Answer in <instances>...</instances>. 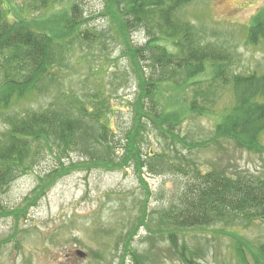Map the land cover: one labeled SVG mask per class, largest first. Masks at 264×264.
I'll list each match as a JSON object with an SVG mask.
<instances>
[{
	"label": "rangeland",
	"instance_id": "obj_1",
	"mask_svg": "<svg viewBox=\"0 0 264 264\" xmlns=\"http://www.w3.org/2000/svg\"><path fill=\"white\" fill-rule=\"evenodd\" d=\"M78 3L88 28L104 32L102 42L94 43L92 48L75 47L68 66L57 71L45 92H34L11 104V111L18 116L26 110L42 112L51 106L63 107L65 103L58 99L62 92L71 100H91L99 92L100 99L109 106L112 127L119 130V142L111 151L119 163L125 152L123 135L135 124L136 74L141 75L142 70H134L132 60L115 40L110 21L102 14L104 0ZM38 5L39 0H0L11 22H34L40 15ZM262 9L264 0H195L183 10V19L194 24L202 40L228 53L230 68L226 78L231 79L236 75L264 74V38L251 43L247 36L251 19ZM133 41L144 45L146 35L138 31ZM211 73L210 68L197 76L194 80L199 85L190 81L189 88L182 85L185 89L179 91L181 104L165 107L171 98L170 90L159 99L161 110L183 108L186 112L174 130L176 137L170 132L164 134L165 128L163 133L158 131L150 119L142 120L146 128L140 149L146 166L137 169L132 160L118 168L75 170L46 190L25 215L0 218V264H135L136 253L143 255L145 264H184L167 235L163 233L162 237L157 229L166 228L158 225L161 213L177 202L194 171L216 169L231 177L264 180V132L258 150L239 147L228 139L213 143L217 124L234 105V94L230 81L227 85H210ZM142 74L151 72L146 68ZM185 80V76L178 79L180 83ZM199 88L214 89L216 102L210 115L187 111L193 90ZM4 128L0 116V131ZM80 155L79 151L70 152L62 162H78ZM55 164V158L46 155L33 172L15 178L1 196L3 204L10 210L25 208V199L31 198L39 178ZM180 236V243L185 240L192 251H200L195 257L197 264H240L234 245L237 236L245 242L264 243V220L236 227L218 223Z\"/></svg>",
	"mask_w": 264,
	"mask_h": 264
},
{
	"label": "trees",
	"instance_id": "obj_2",
	"mask_svg": "<svg viewBox=\"0 0 264 264\" xmlns=\"http://www.w3.org/2000/svg\"><path fill=\"white\" fill-rule=\"evenodd\" d=\"M194 1L104 0L102 14L110 21L113 36L132 60L134 70L141 69L143 73L147 68L151 72L136 74L135 124L123 135L125 152L119 163L111 156L113 145L119 142V130L112 127L109 106L100 99L99 92L91 100H71L62 92L58 99L65 103L63 107L51 106L42 112L26 110L18 116L11 111V104L34 92H45L57 71L68 66L74 48H92L94 43L102 42L104 32L88 28L78 0H39L40 15L34 22H11L0 6V116L5 123L0 131V218L25 215L46 190L75 170L118 168L132 160L137 169L146 166L140 149L146 128L144 118L150 119L161 133L165 128L164 134L170 132L176 137L174 130L186 112L183 108L165 107L181 104L179 91L185 89L182 85L188 87L189 81L199 85L194 79L210 68V85H227L230 81L234 94V105L217 124L213 143L228 139L249 150L260 148L259 139L264 132V74L226 78L230 68L228 53L202 40L194 24L183 19V10ZM250 23L248 41L255 43L264 38V9ZM138 31L146 35L144 45L133 41V34ZM181 76L186 77L183 83L178 81ZM167 90L171 98L161 110L159 99ZM215 99L214 89L193 90L187 111L210 115ZM75 151L81 152L78 162H62L65 154ZM46 155L53 156L57 164L39 178L31 198L25 199V208L10 210L3 204V192L15 178L33 172ZM257 220H264L263 179L231 177L216 169L206 173L195 170L177 202L161 213L158 225L166 228L160 226L157 231L162 237L167 235L171 248L184 264H197L195 257L200 251H192L185 240L180 243V235L218 223L236 227ZM234 245L240 264H264V243L245 242L237 236ZM142 257L136 253L135 264H145Z\"/></svg>",
	"mask_w": 264,
	"mask_h": 264
},
{
	"label": "water",
	"instance_id": "obj_3",
	"mask_svg": "<svg viewBox=\"0 0 264 264\" xmlns=\"http://www.w3.org/2000/svg\"><path fill=\"white\" fill-rule=\"evenodd\" d=\"M79 253V255H83V252H78Z\"/></svg>",
	"mask_w": 264,
	"mask_h": 264
}]
</instances>
